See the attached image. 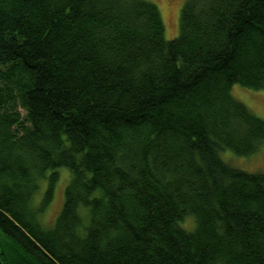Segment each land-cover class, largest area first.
Segmentation results:
<instances>
[{
	"label": "trees",
	"instance_id": "1",
	"mask_svg": "<svg viewBox=\"0 0 264 264\" xmlns=\"http://www.w3.org/2000/svg\"><path fill=\"white\" fill-rule=\"evenodd\" d=\"M235 83L264 88V0H186L172 39L151 0H0L3 264H264V172L220 155L264 141Z\"/></svg>",
	"mask_w": 264,
	"mask_h": 264
},
{
	"label": "rangeland",
	"instance_id": "2",
	"mask_svg": "<svg viewBox=\"0 0 264 264\" xmlns=\"http://www.w3.org/2000/svg\"><path fill=\"white\" fill-rule=\"evenodd\" d=\"M156 3L161 11L165 25V37L172 39L180 33L181 10L186 0H151ZM232 94L237 99L244 102L255 114L264 118V88L255 89L235 83L232 86ZM220 155L229 164L250 172H264V141L260 149L250 155H239L231 148H223ZM59 178L56 182L54 195L46 209L38 215L40 222L45 227H51L55 224L65 201V188L70 181L71 171L67 166L57 168ZM51 170L48 171V174ZM48 186V179L41 178L39 188L33 197V204L38 205ZM82 212L87 208L82 207ZM181 225L187 229H192L195 225L193 216H187Z\"/></svg>",
	"mask_w": 264,
	"mask_h": 264
},
{
	"label": "water",
	"instance_id": "3",
	"mask_svg": "<svg viewBox=\"0 0 264 264\" xmlns=\"http://www.w3.org/2000/svg\"><path fill=\"white\" fill-rule=\"evenodd\" d=\"M0 264H3V262H2V260H1V258H0Z\"/></svg>",
	"mask_w": 264,
	"mask_h": 264
}]
</instances>
